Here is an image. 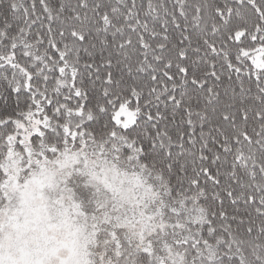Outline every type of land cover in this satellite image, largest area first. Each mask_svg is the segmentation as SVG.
Listing matches in <instances>:
<instances>
[{"label":"snow or ice","instance_id":"obj_1","mask_svg":"<svg viewBox=\"0 0 264 264\" xmlns=\"http://www.w3.org/2000/svg\"><path fill=\"white\" fill-rule=\"evenodd\" d=\"M0 264H264V0H0Z\"/></svg>","mask_w":264,"mask_h":264}]
</instances>
